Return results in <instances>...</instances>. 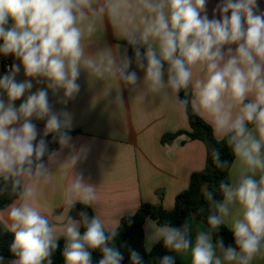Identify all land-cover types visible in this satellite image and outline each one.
<instances>
[{"label":"clouds","instance_id":"1","mask_svg":"<svg viewBox=\"0 0 264 264\" xmlns=\"http://www.w3.org/2000/svg\"><path fill=\"white\" fill-rule=\"evenodd\" d=\"M104 20L126 46L86 49L84 40ZM0 55L19 61L0 77V196L16 197L3 222L14 237V259L7 264H53L61 236L36 201L39 188L53 178L57 156L49 153L46 138L51 134L61 149L69 147L72 117L53 111L48 94L63 90L57 103L66 105L80 91L82 70L94 81H116L105 91L115 89L116 103L122 102L123 86L138 90L141 102L158 96L185 114L190 107L235 156L230 162L218 148L211 150L214 166L235 167V174L219 183L222 199L202 189L210 208L207 227L195 226V213L179 226L166 221L148 231L146 252L162 242L174 253L158 257L159 264H176L177 256H190L191 264H254L264 258V10L258 0H220L211 18L207 0H0ZM21 69L26 79L18 82ZM33 80L45 87L32 92ZM190 87L192 94L181 97ZM33 119L45 121L42 135ZM85 152L73 151L59 165L73 170ZM66 195L70 207H90L96 186L73 172ZM77 215L63 224L64 264H93L97 250L96 264H122L124 254L113 245L118 228L87 211ZM225 224L234 246L216 236ZM129 264L145 261L129 249Z\"/></svg>","mask_w":264,"mask_h":264},{"label":"crops","instance_id":"2","mask_svg":"<svg viewBox=\"0 0 264 264\" xmlns=\"http://www.w3.org/2000/svg\"><path fill=\"white\" fill-rule=\"evenodd\" d=\"M219 2L220 0H207L209 18ZM258 3L261 10H264V0H258ZM83 43L86 49L91 50L105 45L113 48L117 44L122 47L126 45L114 33L107 20L101 21L99 30ZM10 61L11 64L19 63L14 58ZM2 64L0 59V77L7 74ZM139 75L142 77L143 73L140 72ZM24 79L26 78L21 69L16 80L19 82ZM77 83L80 91L66 105L57 103L63 96V90L56 95L51 91L48 94L53 111H68L72 117L71 127L66 130L72 137L71 145L63 149L59 146L53 151L57 153L55 162L51 165L53 178L49 184L39 188L36 201V206L56 227L57 235L62 238L63 224L72 216L66 190L73 178V172L83 173L85 180L96 186L97 199L90 209L93 214L101 216L108 228H118L121 218L133 214L141 203L171 210L175 196L188 187L193 172L204 168L206 159L204 144L199 140L189 139L184 133L169 142L161 141L164 134L189 131L186 114L174 108L171 100L162 103L158 96L141 102L137 98L140 94L138 90L133 91L123 86L120 91L122 102L116 103L115 89L107 95L105 91L116 87L117 82L94 81L83 70ZM42 87L45 85L37 84L33 80L31 91L35 92ZM185 92L191 95V87L184 90V95ZM27 95L28 93L25 97ZM23 99L15 102L17 107ZM201 118L212 128L210 122ZM32 122L42 135L45 121L33 119ZM81 148L86 149V152L73 170L59 165L71 152ZM234 174L235 167L229 170V178ZM8 206L0 210L2 223L7 221ZM77 214L78 212L72 217L78 218ZM233 214H237L236 209ZM157 226L159 225L150 218L144 221V248L150 243L147 239L148 231ZM195 226L207 227L196 217ZM225 226L229 229L228 224ZM192 238H195V228ZM114 246L123 252L124 258L129 255L130 246L127 241H121ZM146 262L152 264L151 258L148 257ZM176 262L191 264L190 256H177ZM254 264H264V258H258Z\"/></svg>","mask_w":264,"mask_h":264},{"label":"trees","instance_id":"3","mask_svg":"<svg viewBox=\"0 0 264 264\" xmlns=\"http://www.w3.org/2000/svg\"><path fill=\"white\" fill-rule=\"evenodd\" d=\"M126 46V45H125ZM128 54L131 56L132 51L129 49ZM2 63L9 59H13L12 56L4 57L0 55ZM181 97L184 96V90L180 93ZM187 121L189 125V131L187 132H176L164 134L161 138L162 143L171 141L173 138L180 134H185L191 140L201 141L206 149V159L204 168L198 172H193L189 178L188 187L179 192L174 198V205L171 210H166L161 206H152L146 203H141L136 211L121 218L120 226L118 227L119 235L113 242V245L120 243L121 241H127L130 249H134L141 254L145 264L146 259L151 258L152 264H159L158 257L164 255H171L167 249L163 247L162 242L156 244L151 252H146L144 248V231L143 224L146 218L154 220L158 225L169 222L172 225L179 226L190 214H196L195 217L207 225L206 218L209 214V202L205 200L202 189L207 188L208 190L214 191L216 199H222L219 192V183L221 181L229 180V169H218L214 166L211 157V150L213 147L218 148L221 151L222 159L230 162L234 161V154L231 149L227 146L224 138L217 139L214 136L213 130L209 124H207L200 116L192 112L189 107L187 113ZM38 138L37 140H39ZM48 143L49 153L58 149L59 144L52 142V135L50 134L46 138ZM47 157V156H46ZM45 157V159H46ZM16 197L0 196V210L11 204ZM203 208V212H198V209ZM71 209V215H75L79 211H87L89 216L94 215L90 207H85L82 204L77 203ZM216 236H223L226 244H233V235L225 225H222L217 231ZM13 234L9 233L0 221V256L4 258L5 264L8 261L14 259L11 252L9 251L10 245L13 241ZM65 241L63 238L59 240V248L55 251L52 257L53 264H64V258L62 255ZM101 258L99 251L92 252L93 264ZM122 264H129V255L124 258ZM176 264H179L176 262Z\"/></svg>","mask_w":264,"mask_h":264},{"label":"built area","instance_id":"4","mask_svg":"<svg viewBox=\"0 0 264 264\" xmlns=\"http://www.w3.org/2000/svg\"><path fill=\"white\" fill-rule=\"evenodd\" d=\"M10 65H11V61L9 59H7V60H5L3 62L2 66H3V69H4L5 72L8 71V68H9Z\"/></svg>","mask_w":264,"mask_h":264}]
</instances>
